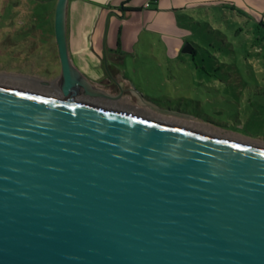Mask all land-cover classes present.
<instances>
[{"label": "water", "instance_id": "obj_1", "mask_svg": "<svg viewBox=\"0 0 264 264\" xmlns=\"http://www.w3.org/2000/svg\"><path fill=\"white\" fill-rule=\"evenodd\" d=\"M67 1L63 97L0 86V264H264V148L77 101L123 90L71 60Z\"/></svg>", "mask_w": 264, "mask_h": 264}, {"label": "rangeland", "instance_id": "obj_2", "mask_svg": "<svg viewBox=\"0 0 264 264\" xmlns=\"http://www.w3.org/2000/svg\"><path fill=\"white\" fill-rule=\"evenodd\" d=\"M186 1L178 18L194 57L191 51L167 57L157 39L142 34L120 64L131 86L115 99L77 101L264 148V0ZM50 8L42 0H0V86L63 97Z\"/></svg>", "mask_w": 264, "mask_h": 264}, {"label": "crops", "instance_id": "obj_3", "mask_svg": "<svg viewBox=\"0 0 264 264\" xmlns=\"http://www.w3.org/2000/svg\"><path fill=\"white\" fill-rule=\"evenodd\" d=\"M42 1L51 3L48 18L51 19L50 26L55 40L54 10L56 0ZM147 1H67L66 36L69 56L91 81L99 83L100 80L106 78L107 82L116 80L122 87L125 84L131 86V80L123 75L120 64L127 55L134 53L142 34H145L150 40L157 39L163 46L162 49L167 57L181 55V48L186 41L184 36L189 31L180 23L178 15L182 14L179 11L185 8L188 1L157 0L155 4L145 6ZM191 1V5L199 6L217 4L222 0ZM247 1L251 2V0ZM30 22L36 26L35 30L40 31L39 28L37 29L38 24L34 19H31ZM56 62L60 66L58 54ZM109 71L114 76L108 75Z\"/></svg>", "mask_w": 264, "mask_h": 264}, {"label": "flooded vegetation", "instance_id": "obj_4", "mask_svg": "<svg viewBox=\"0 0 264 264\" xmlns=\"http://www.w3.org/2000/svg\"><path fill=\"white\" fill-rule=\"evenodd\" d=\"M99 85H101L103 88H105L106 90H108L109 92L112 93H118L120 88L118 86V84L116 82H102L99 81ZM114 85V86H113ZM125 88L122 87V90H124Z\"/></svg>", "mask_w": 264, "mask_h": 264}, {"label": "trees", "instance_id": "obj_5", "mask_svg": "<svg viewBox=\"0 0 264 264\" xmlns=\"http://www.w3.org/2000/svg\"><path fill=\"white\" fill-rule=\"evenodd\" d=\"M148 2H149V4H155L156 2H157V0H148ZM193 44V46L195 45L194 43H192ZM193 57H194V54H195V48L193 47L192 48V50H191V53H190ZM108 75H110V76H114V74L111 72V71H109L108 72ZM106 79V78H105ZM104 80V78L102 79V80H100V81H102V82H105V81H103ZM114 86V85H113Z\"/></svg>", "mask_w": 264, "mask_h": 264}, {"label": "built area", "instance_id": "obj_6", "mask_svg": "<svg viewBox=\"0 0 264 264\" xmlns=\"http://www.w3.org/2000/svg\"><path fill=\"white\" fill-rule=\"evenodd\" d=\"M149 5V2L147 1L146 3H145V6H148Z\"/></svg>", "mask_w": 264, "mask_h": 264}]
</instances>
